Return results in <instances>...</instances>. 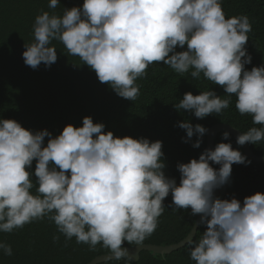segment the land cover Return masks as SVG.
I'll list each match as a JSON object with an SVG mask.
<instances>
[{"label": "clouds", "instance_id": "obj_1", "mask_svg": "<svg viewBox=\"0 0 264 264\" xmlns=\"http://www.w3.org/2000/svg\"><path fill=\"white\" fill-rule=\"evenodd\" d=\"M58 4L50 0L48 7ZM252 31L247 15L226 18L222 0H84L62 16L47 11L36 16L34 41L24 45L22 58L34 70L41 63L50 67L58 59L50 45L58 41L99 82L130 101L138 97L136 81L147 76L150 65L162 62L179 74L194 69L193 79L202 73L226 95L188 92L174 108L202 120L221 114L235 96L239 114L261 126L240 133L236 143L256 145L264 141V65L245 68L252 62L246 48ZM82 125H67L53 138L46 129L33 132L0 119V232L47 218L66 240L75 237L90 250L99 244L119 261L129 257L125 242L142 245L157 230L171 194L175 210L190 208L206 225L199 240L187 238L195 264H264V193L245 197L243 204L215 197L229 182L232 165L251 164L230 143L178 164L177 185L165 175L162 141L115 137L91 117ZM178 127L186 131L184 143L197 135L192 146L200 148L208 129L188 121ZM222 136L227 140L230 133ZM0 249L13 254L6 243Z\"/></svg>", "mask_w": 264, "mask_h": 264}, {"label": "trees", "instance_id": "obj_2", "mask_svg": "<svg viewBox=\"0 0 264 264\" xmlns=\"http://www.w3.org/2000/svg\"><path fill=\"white\" fill-rule=\"evenodd\" d=\"M50 0H0V119H11L21 124L26 130L33 132L48 130L53 138L58 136L65 126L82 127L85 117H91L93 123H103L104 132L111 131L115 137L146 138L150 142L162 141L165 175L180 183L177 165L188 163L206 149L203 136L200 148L192 145L197 140L194 135L188 143L186 131L178 124L184 121L193 126L200 124L206 129L215 124H226L239 133L251 127H261L252 123V117L241 116L235 108L236 97H232L229 107L219 115H210L198 119L187 110L177 111L185 93L199 95L211 90L218 96L226 93L223 88L212 84L203 77H191L188 73H176L170 67L152 64L147 69V76L136 81L139 95L135 101L119 97L105 83L99 82L96 74L84 65L78 56L70 55L58 41L50 46L57 50V61L50 67L43 63L38 69L25 65L22 53L25 44L34 41L33 24L36 16L47 11L62 16L64 9L82 7L84 0H59L55 9L49 8ZM226 18L247 15L252 23L253 31L249 33L246 45L252 62L246 70L264 65V0H222ZM177 51L186 50L177 48ZM223 98V97H222ZM220 132L214 139V149L219 143H230L234 150L241 148L232 136L223 139ZM48 137H45V146ZM251 154L264 157V141L256 145L247 144ZM244 155V154H243ZM248 160V159H247ZM36 161H33L34 172ZM212 167L217 169L216 164ZM33 176V180L35 181ZM35 194V188L32 190ZM264 193V165L251 162L250 165H232L231 180L221 200L238 199L241 204L245 197ZM165 212L159 218L157 230L142 245L169 246L183 240L190 232L196 215L191 209L175 210L171 194L165 199ZM171 205V206H170ZM175 210V211H174ZM206 230V225H199L193 239L199 240ZM58 236V240L54 237ZM0 243L12 248V256H5L0 249V264H87L95 257L111 254L106 248L97 245L90 250L87 244H78L75 237L66 240L59 233L54 222L47 218L26 224L12 233L0 232ZM136 244L124 243L123 247ZM99 264H195L190 259L189 248L184 246L168 255L151 256L142 251L135 263L126 258L110 260Z\"/></svg>", "mask_w": 264, "mask_h": 264}, {"label": "water", "instance_id": "obj_3", "mask_svg": "<svg viewBox=\"0 0 264 264\" xmlns=\"http://www.w3.org/2000/svg\"><path fill=\"white\" fill-rule=\"evenodd\" d=\"M229 132L230 136H232L234 138V140H237V137L240 135V133L232 128L229 125L226 124H215L213 126H211L210 128H208V132L206 133V137H205V146L206 149L209 150H214V139L216 137V135L220 132ZM241 151L243 152L244 156H246V158L248 160H250L253 163H257V164H263L264 165V157H257L253 154H251V151L247 145V143L243 146H240ZM220 165H217V170L219 169ZM232 175V173H231ZM231 180V176L229 179V182ZM229 182L223 186L220 189H217L215 191V197L219 198L222 197L226 191V188L229 184ZM201 219L200 215H196V219L195 222L190 230V232L186 235V237L181 240L180 242H178L177 244H173V245H169V246H154V245H136L133 247H127L128 249V255L129 257H126V259L131 262V263H135L139 260V254L142 251L145 252H149L151 256H156V255H168L180 248H183L184 246L187 245V238L192 235L190 238H194L196 231L198 229V226L200 225L198 222ZM193 228L195 229V231L193 232ZM114 258L111 257V254H107V255H100L98 257H95L94 259H92L89 263L87 264H99V263H104V262H108L110 260H113Z\"/></svg>", "mask_w": 264, "mask_h": 264}]
</instances>
